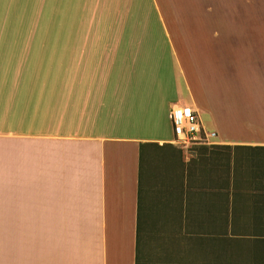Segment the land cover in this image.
<instances>
[{"label": "crops", "instance_id": "1", "mask_svg": "<svg viewBox=\"0 0 264 264\" xmlns=\"http://www.w3.org/2000/svg\"><path fill=\"white\" fill-rule=\"evenodd\" d=\"M257 70L264 0H0V264H264Z\"/></svg>", "mask_w": 264, "mask_h": 264}, {"label": "built area", "instance_id": "2", "mask_svg": "<svg viewBox=\"0 0 264 264\" xmlns=\"http://www.w3.org/2000/svg\"><path fill=\"white\" fill-rule=\"evenodd\" d=\"M170 118L174 134L173 145L187 148L200 142L214 144L217 135L204 131L193 108L173 106L170 109Z\"/></svg>", "mask_w": 264, "mask_h": 264}, {"label": "rangeland", "instance_id": "3", "mask_svg": "<svg viewBox=\"0 0 264 264\" xmlns=\"http://www.w3.org/2000/svg\"><path fill=\"white\" fill-rule=\"evenodd\" d=\"M51 6V1L50 4ZM61 11L60 13H58ZM66 18V17H65ZM65 18L63 15V10L61 9H52L50 8V16H49V26L47 29L44 30V32H50V33H56V32H73L74 30L77 29V22L78 20L74 21L72 18L68 20V22H65ZM64 21V22H63ZM239 60L241 61V65H245L244 57H238ZM258 56L252 57V63L251 66L255 67V61L257 60ZM257 75V83L258 82H264V72L256 71ZM173 132V128H172Z\"/></svg>", "mask_w": 264, "mask_h": 264}]
</instances>
